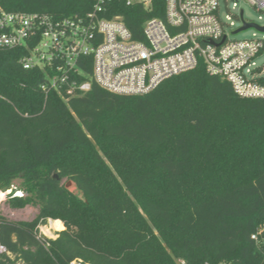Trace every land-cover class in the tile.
<instances>
[{
	"label": "trees",
	"instance_id": "trees-1",
	"mask_svg": "<svg viewBox=\"0 0 264 264\" xmlns=\"http://www.w3.org/2000/svg\"><path fill=\"white\" fill-rule=\"evenodd\" d=\"M95 2L0 0V13L66 17ZM113 6L108 16L144 40V22L164 18L166 1ZM21 56L0 50V189L20 179L30 195L10 206L39 212L0 214L14 256L0 264H264V98L240 97L201 63L144 94L94 82L66 101ZM49 218L65 228L38 239Z\"/></svg>",
	"mask_w": 264,
	"mask_h": 264
},
{
	"label": "built area",
	"instance_id": "built-area-1",
	"mask_svg": "<svg viewBox=\"0 0 264 264\" xmlns=\"http://www.w3.org/2000/svg\"><path fill=\"white\" fill-rule=\"evenodd\" d=\"M165 1V17L144 22V40L134 39L118 16H108L115 10V0H96L87 13L66 17L1 10L0 50L21 49L23 67L44 74L41 88L46 93L58 92L66 101L89 91L94 82L115 93L144 94L201 63L209 74L227 79L240 97L264 98L260 80L264 64L258 62L264 54V32L244 39H231L227 32L235 19L252 22L245 18L241 2L264 13V0H225L226 13L222 0ZM133 3L150 8L153 0H127V4ZM29 195L15 183L0 189V207L8 202L9 207L3 208L8 219L36 217L34 205L13 208L9 203ZM55 221L41 222L37 238H56ZM252 237L257 239V235ZM0 254L14 257L1 239ZM70 264L91 263L77 258Z\"/></svg>",
	"mask_w": 264,
	"mask_h": 264
},
{
	"label": "rangeland",
	"instance_id": "rangeland-1",
	"mask_svg": "<svg viewBox=\"0 0 264 264\" xmlns=\"http://www.w3.org/2000/svg\"><path fill=\"white\" fill-rule=\"evenodd\" d=\"M222 4H223V10L224 12L226 11L225 10V0H222ZM229 7H232V1L229 2ZM240 7L244 9L245 11V18L249 21H252L258 25H261L263 26L264 25V13H260V12H257L251 5H249L248 3L246 2H241L240 4ZM226 13V12H225ZM260 16H262V19L260 18ZM234 26H231L229 29H228V34H229V37L231 39H244V38H250L252 37L254 34H257L259 36H261L263 33H261L259 30H257L256 28H248V29H245V30H242L240 32H237L235 33V31H237L238 29H240L242 26H243V21H240L239 19H235L234 20ZM258 62L260 64H264V54L259 57V60ZM20 183H21V180L20 179H17L15 181V184L17 186H20ZM67 186H69L72 190H75V185L72 184V182H67ZM9 207L8 206V202H6V204L4 205L3 208H7ZM36 207V211L35 213L38 214L39 212V208L37 206H34ZM2 207H0V214L9 218V214L6 210H4ZM33 216V215H32ZM31 217H29L28 219H15V218H11L12 220H15V221H19V220H30ZM59 222H61L60 220H57ZM55 221V222H57ZM62 223V222H61ZM54 226V225H53ZM55 227V226H54ZM57 229H64V224L62 227H56ZM47 232H49V230L46 229ZM181 261H184L183 259H180L179 260V264H182Z\"/></svg>",
	"mask_w": 264,
	"mask_h": 264
},
{
	"label": "water",
	"instance_id": "water-1",
	"mask_svg": "<svg viewBox=\"0 0 264 264\" xmlns=\"http://www.w3.org/2000/svg\"><path fill=\"white\" fill-rule=\"evenodd\" d=\"M251 27H254V28L258 29L259 31L264 32V25L261 26V25H258L256 23H253V22H251V23L244 22L243 26L240 29H238L237 31H235V32L237 33V32H240L242 30H245V29H248V28H251Z\"/></svg>",
	"mask_w": 264,
	"mask_h": 264
},
{
	"label": "bare ground",
	"instance_id": "bare-ground-1",
	"mask_svg": "<svg viewBox=\"0 0 264 264\" xmlns=\"http://www.w3.org/2000/svg\"><path fill=\"white\" fill-rule=\"evenodd\" d=\"M53 225H54L55 227H62V226H63V223L57 221V222H54ZM48 233H49V232H48Z\"/></svg>",
	"mask_w": 264,
	"mask_h": 264
},
{
	"label": "crops",
	"instance_id": "crops-1",
	"mask_svg": "<svg viewBox=\"0 0 264 264\" xmlns=\"http://www.w3.org/2000/svg\"><path fill=\"white\" fill-rule=\"evenodd\" d=\"M58 220H59V219H58ZM60 221H61V220H60ZM61 222H62V221H61ZM62 223H63V222H62ZM64 228H65V226H64ZM60 230H62V229H59V231H60Z\"/></svg>",
	"mask_w": 264,
	"mask_h": 264
}]
</instances>
